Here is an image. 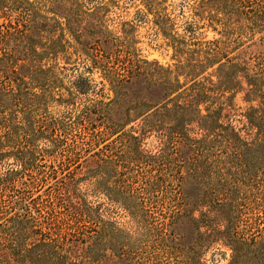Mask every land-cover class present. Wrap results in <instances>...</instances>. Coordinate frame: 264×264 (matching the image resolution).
Segmentation results:
<instances>
[{"label":"trees","instance_id":"16d2710c","mask_svg":"<svg viewBox=\"0 0 264 264\" xmlns=\"http://www.w3.org/2000/svg\"><path fill=\"white\" fill-rule=\"evenodd\" d=\"M44 8L0 0V264H205L218 241L228 264H264V0L221 10L228 42L200 44L174 68L77 58L101 70L113 99L84 75L66 87L35 26ZM90 93L79 116L90 139L58 177L46 156L76 117L48 106ZM237 94L244 130L224 122Z\"/></svg>","mask_w":264,"mask_h":264},{"label":"rangeland","instance_id":"374dc122","mask_svg":"<svg viewBox=\"0 0 264 264\" xmlns=\"http://www.w3.org/2000/svg\"><path fill=\"white\" fill-rule=\"evenodd\" d=\"M42 1L45 16L36 21L35 26L43 24L46 32L44 41L47 52L57 55L60 66L65 68L63 76L67 88H72V81L80 75L87 77L98 92L104 89L107 99L114 95L108 91L109 86L99 69L92 73L84 70L85 59L97 57L112 59L113 66H130V60L157 61L165 67L178 64L182 58L196 57L197 46L215 41L228 42L220 19H226L221 10H233L236 0H30ZM236 23L235 17L230 16ZM6 23L0 19V25ZM49 31V32H48ZM37 34V33H36ZM235 36L233 37V39ZM58 41L53 45L50 41ZM247 42V40H246ZM181 48L180 53L177 52ZM238 48V47H237ZM237 48L230 50V58L240 54ZM72 59L71 64L64 61ZM76 59V60H75ZM89 65V64H88ZM76 66V73L72 67ZM64 99L67 91L62 90ZM101 94V93H100ZM90 93L70 102H52L48 106L50 114L63 121L76 117V125L63 134L62 142L46 156L47 165L52 166L61 177V160L65 158L71 147L82 148V141H88L90 134L85 133L79 124L80 111L84 100L98 98ZM236 107L231 115L224 119L230 121L238 129L244 130L245 111L249 104L244 101L243 94H237L233 100ZM71 112L72 114H67ZM149 142H151L149 140ZM103 145H100L102 148ZM153 150V144H149ZM64 154V155H63ZM88 153L83 154V157ZM75 163L70 168L74 169ZM50 179L46 185L53 184ZM45 194V193H43ZM4 200V197H0ZM205 230V229H204ZM231 250L224 241H218L203 251L201 259L205 264H228Z\"/></svg>","mask_w":264,"mask_h":264}]
</instances>
